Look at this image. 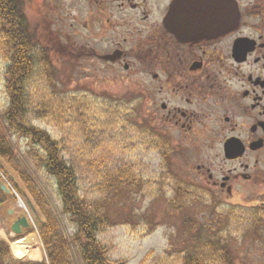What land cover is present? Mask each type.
<instances>
[{"label": "rangeland", "instance_id": "374dc122", "mask_svg": "<svg viewBox=\"0 0 264 264\" xmlns=\"http://www.w3.org/2000/svg\"><path fill=\"white\" fill-rule=\"evenodd\" d=\"M25 15L41 46L48 45L55 34L63 46L78 53L76 57L54 54V82L48 91L44 92L42 83L28 87L27 121L60 142L65 160L76 172L80 197L87 201L102 199L112 225L98 237L107 248L110 264H160L165 256V264H180L177 256L187 251L188 243L206 242L212 237L219 238L230 250L234 264H264L263 209L247 207L255 198L243 188L236 189L232 199L225 193H211L205 186L199 190L196 166L218 162L207 157L204 147L184 139L182 130L154 122L152 97L150 92L144 93L146 88L140 90V75L128 73L123 64H106L93 58L92 47L101 54L108 48L91 40L85 6L74 0H31ZM134 46L126 45L131 51ZM6 68L0 55L1 132L46 196L69 243L74 264H83L73 242L76 226L63 212L56 181L34 169L25 156L28 142L9 131L2 121L8 103ZM48 92L60 96L58 102L51 101L52 110L44 101ZM74 99L76 110L70 108L75 105ZM77 106L87 112L86 119L76 116V112L83 114ZM163 150L168 156H163ZM0 167L15 177L19 188L14 184V190L26 207L19 206L15 193L7 196L6 205L0 209V228L11 234L8 227L13 217L8 218L7 211L15 210L29 216V230L39 236L42 216L35 215L26 198L28 193L10 166L1 160ZM120 172L125 174L127 187L106 191L109 179L119 178L116 176ZM254 214L261 219L257 225ZM41 248L46 258L43 245Z\"/></svg>", "mask_w": 264, "mask_h": 264}, {"label": "flooded vegetation", "instance_id": "af4514ba", "mask_svg": "<svg viewBox=\"0 0 264 264\" xmlns=\"http://www.w3.org/2000/svg\"><path fill=\"white\" fill-rule=\"evenodd\" d=\"M74 1L86 8L91 40L108 48L92 47L93 58L140 75L154 122L218 162L196 166L199 190L232 199L243 188L255 198L247 207L264 213V0ZM7 216L9 230L23 217Z\"/></svg>", "mask_w": 264, "mask_h": 264}, {"label": "trees", "instance_id": "16d2710c", "mask_svg": "<svg viewBox=\"0 0 264 264\" xmlns=\"http://www.w3.org/2000/svg\"><path fill=\"white\" fill-rule=\"evenodd\" d=\"M31 0H0V55L7 63L6 94L8 103L2 112V121L6 128L15 135L26 140L28 147L26 159L38 172H43L56 181L63 212L71 223L76 226L73 242L80 254L83 264H110L106 246L99 240V233L111 227L112 220L106 211L102 199L87 201L80 197L77 185V175L63 156V148L58 140L38 127L28 123L29 115L28 87L42 83L44 92L48 91L54 82V54L76 57L78 53L71 47L63 46L55 34L49 38L48 45L41 46L37 35L31 30L25 15L26 4ZM60 99L48 92L45 104ZM83 101V100H82ZM76 102L70 107L76 110ZM87 106L86 104H82ZM77 110L82 111L81 106ZM86 113L78 114V118L86 119ZM48 115V114H46ZM0 128V160L5 161L13 170L16 178L24 186L34 200L44 221L39 229L47 259L37 264H74L69 243L61 229L58 218L54 214L46 196L38 185L35 177L26 168L12 147L9 139ZM168 156L167 152L163 150ZM0 171L7 173L0 167ZM124 172L117 179L111 178L105 185L110 192L115 187H127ZM1 178V176H0ZM6 195L0 189V205L6 200ZM255 224L260 218L255 217ZM186 220V226H189ZM205 241H191L185 253L179 252L177 260L180 264H234V259L217 237ZM177 253V251H176ZM174 257V256H173ZM165 256L160 264H165ZM0 264H30L15 261L9 248L0 241ZM171 264V263H169Z\"/></svg>", "mask_w": 264, "mask_h": 264}, {"label": "bare ground", "instance_id": "6f19581e", "mask_svg": "<svg viewBox=\"0 0 264 264\" xmlns=\"http://www.w3.org/2000/svg\"><path fill=\"white\" fill-rule=\"evenodd\" d=\"M33 242L31 244L25 243V239L13 241V236L7 235V233L0 228V239L5 241L9 246L11 255L18 261L27 262H41L44 258L41 241L37 233L33 234Z\"/></svg>", "mask_w": 264, "mask_h": 264}, {"label": "water", "instance_id": "95a60500", "mask_svg": "<svg viewBox=\"0 0 264 264\" xmlns=\"http://www.w3.org/2000/svg\"><path fill=\"white\" fill-rule=\"evenodd\" d=\"M111 57H112V56H105V57H102V58H103L104 60H109ZM0 185H1V189H2L3 191H5L6 193H10V191L7 189V187L5 186V184H4L3 182H1ZM21 227H23V228H28V227H29V224H28L26 218H22V219L18 220V221L14 224V226H13V228H12V231H13V233H14L16 236H21V234H22V229H21ZM20 239H24V237H22V238H20ZM20 239H18V240H20Z\"/></svg>", "mask_w": 264, "mask_h": 264}]
</instances>
